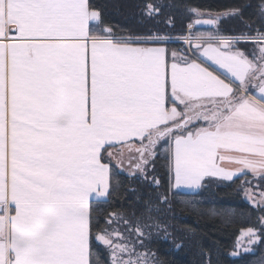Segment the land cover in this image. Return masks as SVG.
Instances as JSON below:
<instances>
[{
  "label": "snow or ice",
  "instance_id": "snow-or-ice-1",
  "mask_svg": "<svg viewBox=\"0 0 264 264\" xmlns=\"http://www.w3.org/2000/svg\"><path fill=\"white\" fill-rule=\"evenodd\" d=\"M164 7L143 0L140 23L174 29ZM246 7L186 5L174 37L120 28L93 0H0V264H165L149 245L174 239V200L264 182V0L258 25ZM228 19L239 33L223 34ZM243 190L256 218L232 257L264 245V191ZM129 195L134 219L117 208L101 226Z\"/></svg>",
  "mask_w": 264,
  "mask_h": 264
},
{
  "label": "trees",
  "instance_id": "trees-1",
  "mask_svg": "<svg viewBox=\"0 0 264 264\" xmlns=\"http://www.w3.org/2000/svg\"><path fill=\"white\" fill-rule=\"evenodd\" d=\"M93 2L104 10L105 17L112 24L133 31H144L147 28H160L164 32H170L174 37H179L183 33L186 20V5L198 6L202 9L225 10L237 5H250L245 8V16L250 17L253 25H258L260 0H157L165 5L161 21L171 15L175 18V28L169 29L161 22L156 24L152 20H145L140 23L139 5L143 0H93ZM223 34H236L241 31L239 20L228 19L223 21ZM210 31L212 29H196L194 31ZM173 44L171 47H179ZM245 48V45H241ZM158 170L163 169L158 165ZM119 179L125 187L134 185L126 176L121 175ZM251 181L245 184L244 181ZM251 174L246 177L236 179L234 183L228 184H208L200 191L198 196L178 197L173 201L171 212L166 216V222L171 225L172 236L168 242L154 240L149 248L154 250L158 257L165 264H205V257L202 251L211 250L213 264H264V245H260L254 254L232 257L228 253L232 250L237 235L236 228L244 225L249 226L255 223L256 213L249 211V205L245 200L243 188H251V194L259 199L258 193L264 191V182L259 183ZM243 185V188L241 187ZM105 211L100 212L99 223L104 225L102 217L108 210L120 208L130 219L135 209L139 213V206L131 195L127 198L121 196L113 200L110 205L102 206ZM216 209L224 213H237L230 225L225 224V216H210V210ZM243 212L244 215H239ZM190 229L192 231H190ZM123 231V225H121ZM181 243L182 247L176 248L175 244Z\"/></svg>",
  "mask_w": 264,
  "mask_h": 264
},
{
  "label": "rangeland",
  "instance_id": "rangeland-1",
  "mask_svg": "<svg viewBox=\"0 0 264 264\" xmlns=\"http://www.w3.org/2000/svg\"><path fill=\"white\" fill-rule=\"evenodd\" d=\"M203 18H208V17H203ZM245 48H247V49H251V45H245ZM124 167H125V168L128 167L127 160H125V162H124Z\"/></svg>",
  "mask_w": 264,
  "mask_h": 264
},
{
  "label": "water",
  "instance_id": "water-1",
  "mask_svg": "<svg viewBox=\"0 0 264 264\" xmlns=\"http://www.w3.org/2000/svg\"><path fill=\"white\" fill-rule=\"evenodd\" d=\"M196 29H211V27L207 25H200Z\"/></svg>",
  "mask_w": 264,
  "mask_h": 264
},
{
  "label": "crops",
  "instance_id": "crops-1",
  "mask_svg": "<svg viewBox=\"0 0 264 264\" xmlns=\"http://www.w3.org/2000/svg\"><path fill=\"white\" fill-rule=\"evenodd\" d=\"M118 147H119V146H118ZM113 151L115 152V151H117V149H113ZM224 166H225L226 168H229V169L235 167L234 165H231V164H225Z\"/></svg>",
  "mask_w": 264,
  "mask_h": 264
}]
</instances>
